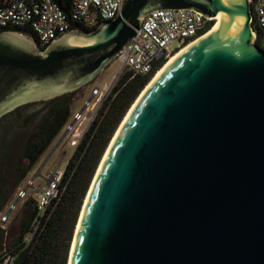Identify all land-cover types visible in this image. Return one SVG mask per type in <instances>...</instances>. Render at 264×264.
Wrapping results in <instances>:
<instances>
[{
	"label": "water",
	"instance_id": "1",
	"mask_svg": "<svg viewBox=\"0 0 264 264\" xmlns=\"http://www.w3.org/2000/svg\"><path fill=\"white\" fill-rule=\"evenodd\" d=\"M251 3L124 0L115 19L70 29L46 48L31 34L0 29L2 120L93 82L153 10L226 15L130 113L68 264H264V50L253 41Z\"/></svg>",
	"mask_w": 264,
	"mask_h": 264
},
{
	"label": "trees",
	"instance_id": "2",
	"mask_svg": "<svg viewBox=\"0 0 264 264\" xmlns=\"http://www.w3.org/2000/svg\"><path fill=\"white\" fill-rule=\"evenodd\" d=\"M77 27L93 29L80 24L74 28ZM162 64L164 61L158 66ZM153 74L154 72L132 77V73L126 71L121 75L70 156L59 196L51 201L44 212L38 210L37 200L33 197L24 203L20 233L14 238L9 250L17 254L15 264H68L81 207L101 158L115 130ZM77 92L61 95L50 101H41L42 108L28 116L35 125L18 155V161L2 169L4 176L12 177L14 187L8 193L4 186L0 187V212L10 201L14 189L33 170L66 125L71 115L72 98ZM5 232L6 229L0 227V243Z\"/></svg>",
	"mask_w": 264,
	"mask_h": 264
},
{
	"label": "built area",
	"instance_id": "3",
	"mask_svg": "<svg viewBox=\"0 0 264 264\" xmlns=\"http://www.w3.org/2000/svg\"><path fill=\"white\" fill-rule=\"evenodd\" d=\"M123 2L124 0H0V29L31 34L41 48H46L61 34L74 29L77 24L94 28L106 19H115L121 15ZM251 2L253 12L251 22L255 34L253 41L264 50V0H251ZM215 18L192 8H159L151 11L144 17L142 25L135 31L129 45L118 56L119 77L126 71L131 72L134 77L149 75L160 69L163 64L160 67L158 65L162 61L165 64L173 53L209 33L216 22ZM175 40L180 42V46L172 49ZM103 94L99 87L93 90V94L87 99L83 108L75 113V119L68 130L77 121L84 123L89 119L88 123L91 125L106 98L102 100ZM93 95L99 97L92 104ZM91 108L96 109L95 113H91V110L87 111ZM84 133V131L82 134L75 132L72 141H69L70 144L78 146ZM78 136L81 138H77ZM64 172L65 169L56 168L45 179L46 184L38 190L35 198L39 211L44 212L51 201L59 196ZM31 187H34V178L26 177L18 187L16 200L11 203L10 210L3 209L0 212L1 227H4L10 218V211L18 203L29 198ZM16 258V253L7 250L0 264H15Z\"/></svg>",
	"mask_w": 264,
	"mask_h": 264
},
{
	"label": "rangeland",
	"instance_id": "4",
	"mask_svg": "<svg viewBox=\"0 0 264 264\" xmlns=\"http://www.w3.org/2000/svg\"><path fill=\"white\" fill-rule=\"evenodd\" d=\"M179 46H180L179 41L175 40L172 43V49H176ZM157 70L154 71L152 78L157 73ZM117 78H119V61L118 60L116 62L110 63V65L100 74V76L98 78H96L93 82L89 83L87 86L83 87L80 91H78L77 93L74 94V96L72 98L73 104H72V109H71V115H70V118L68 119L66 125L63 126V129L60 131V133L55 138V140L52 141L47 152L44 153V155L40 157L38 162L35 164L33 170L27 175L28 179L34 178V187H31L29 189L30 195H29V198L27 200H29L31 197H33V198L37 197L38 190L41 189L46 184L45 179L47 178V176L51 172H54V170L56 168H61V169L66 168L67 162L75 150V146L71 145L69 141H72L71 139H72L73 134L75 132L78 134H82L83 131L85 132V130L87 129V126L89 125V123H88L89 119L86 120L84 123L77 121L74 125H72L73 127L71 129L67 130L68 131L67 135L59 143V145L56 147V149L54 150V153L52 155H51V151H52L53 147L55 146V144L58 142V140H60L61 136H63L66 129L69 128V125H71L73 123V121L75 119L74 118L75 117V115H74L75 111L83 108L85 102L87 101V99H89L91 94H93V90L97 87H99L101 89V91L104 92V94L101 97L102 100L105 97H107V95L110 93L111 89L113 88L115 82L117 81ZM150 80H149V82H150ZM98 97H99L98 95L97 96L93 95L92 104L97 101ZM94 107H96V105ZM39 108H42V105L40 104V102L32 103V104L29 103V104H26L22 107H19L17 110H14L13 112L6 115L1 120V123H0V187L9 185L7 187H4V190H6L7 193L9 192V190L11 191V189H13L14 186H13L12 182L9 183V181L12 180V177L4 176L2 173V169H6L11 163H13V164L17 163L18 155H20L22 147H23L26 139L28 138L29 133L32 131V129L35 125V122L30 120V118L28 119V116L33 114ZM95 110L96 109L91 108V109H88L87 111H90L91 113H93V112L95 113ZM90 114L88 115L89 118H90ZM12 118H13V120H12ZM121 123H120V125H121ZM118 127H117V129H118ZM9 128L12 131H10ZM116 130L114 132V135L116 133ZM77 138L80 139L81 137L78 136ZM109 144H110V142L108 143V145ZM108 145H107V148H108ZM107 148H106V150H107ZM105 153H106V151H105ZM105 153H104V155H105ZM101 160H102V158H101ZM37 171H39V172L37 173ZM97 171H98V169H97ZM97 171H96V173H97ZM35 174H36V176H35ZM14 178L17 179V177H15V175H14ZM93 179H94V177H93ZM92 182H93V180H92ZM92 182H91V184H92ZM22 183H23V181L20 182V184L14 189L13 194L11 193L10 201L7 202L6 206L4 207V210H6V211L10 210L11 203H14L16 200L15 196H16V192L18 191V187H20L22 185ZM91 184H90V187H91ZM86 196H87V194H86ZM85 199H86V197H85ZM26 201H22V202L18 203L16 205V207L10 211V218H8V220L4 224L5 226L2 227V228L6 229V232H5V234H3V239L0 243V259L2 258L5 251L10 250V245L14 241V238L20 233L21 219H22V216L24 215L22 209H23V205H24V203H26ZM84 202H85V200H84ZM83 205H84V203H83ZM81 210H82V207H81ZM80 215H81V212H80ZM79 219H80V216H79ZM77 223H78V221H77ZM76 227H77V224H76ZM76 227L74 230V236H75V232H76ZM74 236L72 237V241H73ZM27 238H29V236H27L26 239Z\"/></svg>",
	"mask_w": 264,
	"mask_h": 264
},
{
	"label": "bare ground",
	"instance_id": "5",
	"mask_svg": "<svg viewBox=\"0 0 264 264\" xmlns=\"http://www.w3.org/2000/svg\"><path fill=\"white\" fill-rule=\"evenodd\" d=\"M226 15H224V13H219L218 16L215 18L216 20V24L213 26V29L214 30L218 25L219 23L221 22V20L223 18H225ZM194 43V42H193ZM192 45V42L190 43ZM188 44L187 46H185L184 48L178 50L176 53H173L169 58L168 60L166 61L165 64H163V66L157 70V73L154 75V77L150 80V82L147 84V86L144 88V90L140 93V95H138L137 99L135 100V102L133 103L132 107L130 108V110H128L127 114L125 115L121 125L118 127V129L116 130V133L112 139V141L110 142V144L108 145V148L106 150V153L104 155V157H102V160L100 162V165H99V168H98V171L97 173L95 174L94 176V179H93V182L91 184V187L90 189L88 190L87 192V196H86V199H85V202H84V205L82 206V211H81V215H80V220H78V223H77V228H76V233H75V236H74V239H73V243H72V248L74 249V244H75V238L76 236L78 235V231H79V226H80V221L82 220V217H83V214H84V210H85V207L86 205L88 204V201H89V197H90V193H91V190L94 188V185H95V182H96V179L98 177V174L101 172V169H102V166H103V163L105 161V158H107L111 148H112V145L113 143L115 142L122 126H124L125 122L127 121V119L129 118L130 116V113L134 110V108L136 107V105L138 104L140 98L145 95V93L147 92V90L150 88V86L153 84V82L161 76V74L165 71V69L168 67V65L172 64L174 60L177 59V57L185 50L188 48V46L190 45ZM73 249L72 252H73ZM71 252V254H72Z\"/></svg>",
	"mask_w": 264,
	"mask_h": 264
},
{
	"label": "flooded vegetation",
	"instance_id": "6",
	"mask_svg": "<svg viewBox=\"0 0 264 264\" xmlns=\"http://www.w3.org/2000/svg\"><path fill=\"white\" fill-rule=\"evenodd\" d=\"M12 120H13V118H12ZM12 120H11V121H12ZM11 121H10V122H11ZM0 123H1V120H0ZM11 125H12V124H11ZM5 126H6V125H5ZM5 126H4V127H5ZM9 129H10V128H9ZM10 131H12V130L10 129ZM11 182H12V180L9 181V183H11ZM7 186H9V185H7ZM7 186H4V187H7Z\"/></svg>",
	"mask_w": 264,
	"mask_h": 264
},
{
	"label": "crops",
	"instance_id": "7",
	"mask_svg": "<svg viewBox=\"0 0 264 264\" xmlns=\"http://www.w3.org/2000/svg\"><path fill=\"white\" fill-rule=\"evenodd\" d=\"M80 110H81V109H80ZM80 110H76L75 113H76L77 111L79 112ZM75 113H74V115H75Z\"/></svg>",
	"mask_w": 264,
	"mask_h": 264
}]
</instances>
